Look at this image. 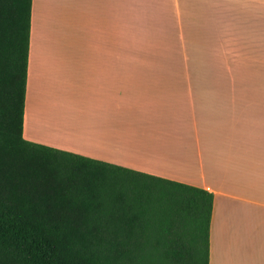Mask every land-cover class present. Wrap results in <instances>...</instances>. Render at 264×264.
<instances>
[{
    "label": "crops",
    "instance_id": "0c3cea01",
    "mask_svg": "<svg viewBox=\"0 0 264 264\" xmlns=\"http://www.w3.org/2000/svg\"><path fill=\"white\" fill-rule=\"evenodd\" d=\"M23 134L212 192L209 264H264V0H32Z\"/></svg>",
    "mask_w": 264,
    "mask_h": 264
},
{
    "label": "trees",
    "instance_id": "16d2710c",
    "mask_svg": "<svg viewBox=\"0 0 264 264\" xmlns=\"http://www.w3.org/2000/svg\"><path fill=\"white\" fill-rule=\"evenodd\" d=\"M32 0H0V264H209L214 194L27 140Z\"/></svg>",
    "mask_w": 264,
    "mask_h": 264
},
{
    "label": "rangeland",
    "instance_id": "374dc122",
    "mask_svg": "<svg viewBox=\"0 0 264 264\" xmlns=\"http://www.w3.org/2000/svg\"><path fill=\"white\" fill-rule=\"evenodd\" d=\"M128 54V53H127ZM129 55V54H128ZM195 58H197V59H199V58H201V56L202 55H204V54H202V53H195ZM124 58H127V57H124ZM128 58H130V57H128ZM199 73L200 74H208L207 72H206V70L205 69H199Z\"/></svg>",
    "mask_w": 264,
    "mask_h": 264
}]
</instances>
